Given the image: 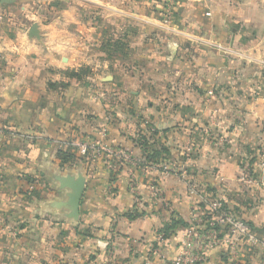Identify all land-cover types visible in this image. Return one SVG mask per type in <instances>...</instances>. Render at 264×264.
<instances>
[{
    "label": "crops",
    "instance_id": "0c3cea01",
    "mask_svg": "<svg viewBox=\"0 0 264 264\" xmlns=\"http://www.w3.org/2000/svg\"><path fill=\"white\" fill-rule=\"evenodd\" d=\"M181 8L193 27L181 32L180 59L174 52L152 73L123 72L120 92L89 97L83 113L54 110L36 121L0 116L8 129L0 143V264H102L107 256L112 264H174L178 238L168 239L162 259L152 254L163 245L157 234L209 218V202L222 198L264 240L257 158V182L241 180L264 147V0H184ZM211 8L210 19L204 14ZM212 37L225 46H205L203 38ZM102 132L153 162L148 172L137 170L143 208L127 167L115 172L103 156L80 153L78 143L102 139ZM236 238L235 251L220 241L202 264H264L260 244Z\"/></svg>",
    "mask_w": 264,
    "mask_h": 264
},
{
    "label": "rangeland",
    "instance_id": "374dc122",
    "mask_svg": "<svg viewBox=\"0 0 264 264\" xmlns=\"http://www.w3.org/2000/svg\"><path fill=\"white\" fill-rule=\"evenodd\" d=\"M182 2L0 0V116L36 121L54 110L83 113L89 97L114 98L123 72L152 73L174 52L180 59L181 32L193 27L180 17ZM206 12L211 19L213 9ZM190 14L197 18L196 8Z\"/></svg>",
    "mask_w": 264,
    "mask_h": 264
},
{
    "label": "built area",
    "instance_id": "2783aa9c",
    "mask_svg": "<svg viewBox=\"0 0 264 264\" xmlns=\"http://www.w3.org/2000/svg\"><path fill=\"white\" fill-rule=\"evenodd\" d=\"M210 96H215L214 90H209ZM8 129L4 125H0V143L2 135ZM103 138L99 140H88L78 143V148L81 154H91L94 157L103 156L108 165L118 172L122 167H127L130 174V189L137 195L136 207L143 208V202L137 189L138 173L137 170L148 172L153 166V162L149 159L135 157L130 150L117 148L112 142L105 138V133L102 132ZM163 171H168V165L160 166ZM257 168L264 172V147L260 149L257 156ZM248 169L241 175V180L245 185H252L257 182L256 174H247ZM262 184L264 185V176H261ZM151 189L155 194L160 193V189L156 185H151ZM188 191L191 195L197 194V187L194 185L188 186ZM210 214L209 218H196L188 226L176 225L170 229V233H166V229L157 234V240L163 244L152 250V254L158 255L162 259L166 257L165 246L170 238H178L179 249L173 261L174 264H202L206 258V250L220 241L236 250L238 243L236 237H243L245 241L251 244H260L264 248V240L258 239L254 227L243 219L238 218L225 205V199H217L209 202ZM213 214V215H212ZM172 226V225H170ZM223 227V228H221ZM222 229L225 233L221 235ZM220 231V232H219ZM102 264H112L111 258L108 256ZM144 264H150V259Z\"/></svg>",
    "mask_w": 264,
    "mask_h": 264
},
{
    "label": "trees",
    "instance_id": "16d2710c",
    "mask_svg": "<svg viewBox=\"0 0 264 264\" xmlns=\"http://www.w3.org/2000/svg\"><path fill=\"white\" fill-rule=\"evenodd\" d=\"M257 157L255 156V157H253L252 158V160H248L247 162H248V168H249V170H248V172H247V174L249 175V174H254V168H252L251 167V164L255 161V159H256ZM173 222H175V223H179V222H176V221H173ZM176 226V224H173L172 223V226H170V227H168L167 229H166V233L167 234H169L170 233V229H173V227H175Z\"/></svg>",
    "mask_w": 264,
    "mask_h": 264
},
{
    "label": "water",
    "instance_id": "95a60500",
    "mask_svg": "<svg viewBox=\"0 0 264 264\" xmlns=\"http://www.w3.org/2000/svg\"><path fill=\"white\" fill-rule=\"evenodd\" d=\"M83 189H84L83 184H80L78 186V188L76 189L75 203H76L77 207L79 206V202H80V199H81V196H82V193H83Z\"/></svg>",
    "mask_w": 264,
    "mask_h": 264
}]
</instances>
